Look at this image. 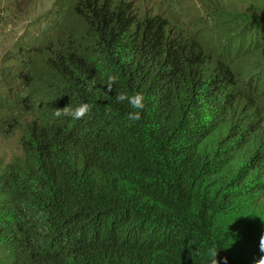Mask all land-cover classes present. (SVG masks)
Masks as SVG:
<instances>
[{"label":"trees","instance_id":"16d2710c","mask_svg":"<svg viewBox=\"0 0 264 264\" xmlns=\"http://www.w3.org/2000/svg\"><path fill=\"white\" fill-rule=\"evenodd\" d=\"M193 10L57 0L11 48L0 137L21 154L0 164V264L264 257V14ZM120 92L144 96L139 121Z\"/></svg>","mask_w":264,"mask_h":264},{"label":"rangeland","instance_id":"374dc122","mask_svg":"<svg viewBox=\"0 0 264 264\" xmlns=\"http://www.w3.org/2000/svg\"><path fill=\"white\" fill-rule=\"evenodd\" d=\"M57 0H0V66L4 64L9 51L20 41V38L29 37V29L34 23L46 15L54 6ZM130 2L131 6L139 14L154 15L163 13L173 18L180 17L176 12L178 9L188 11L194 17L205 16L206 10L210 9V15L215 17L216 9H223L230 12H246L250 14H264V0H124ZM68 9V7H67ZM60 11L59 4L55 9ZM66 9L61 10V12ZM51 17V16H49ZM68 25L76 27L79 22L71 13L64 16ZM195 31V30H194ZM36 33V31H35ZM19 135L14 134L8 139L0 137V164L5 165L15 156H19ZM258 205L264 209V195L260 198ZM244 226L239 228L238 233L244 232Z\"/></svg>","mask_w":264,"mask_h":264},{"label":"clouds","instance_id":"9594fccd","mask_svg":"<svg viewBox=\"0 0 264 264\" xmlns=\"http://www.w3.org/2000/svg\"><path fill=\"white\" fill-rule=\"evenodd\" d=\"M116 81L115 76H109L107 78V83L105 84L109 90L113 88ZM117 102H127L129 108L131 109L127 113V119L131 122L139 121L141 119V110L144 109V96L141 93L128 94L127 92H120L115 95ZM91 105L87 102L80 103L75 108L64 107L63 110H56L55 115L57 117L64 115L70 117L73 120H78L84 117L87 113L91 111ZM260 250L264 252V236L260 240ZM209 264H219L217 260V251L215 248H211L208 251ZM224 264H227L225 259ZM257 264H264V257H261Z\"/></svg>","mask_w":264,"mask_h":264}]
</instances>
